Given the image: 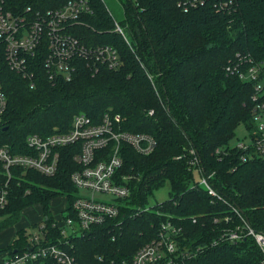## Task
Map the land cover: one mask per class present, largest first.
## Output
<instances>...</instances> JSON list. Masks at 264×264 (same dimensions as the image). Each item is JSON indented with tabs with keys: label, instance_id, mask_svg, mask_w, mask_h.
<instances>
[{
	"label": "trees",
	"instance_id": "trees-1",
	"mask_svg": "<svg viewBox=\"0 0 264 264\" xmlns=\"http://www.w3.org/2000/svg\"><path fill=\"white\" fill-rule=\"evenodd\" d=\"M68 1L5 0L19 14L26 8L57 9ZM178 2L124 0L121 25L127 44L112 31L114 22L102 0H88L92 13L83 15V24L77 27L83 35H77L86 45L115 47L121 60L117 70L101 67L93 73L79 61L73 79L52 81L39 67L31 88L30 81L11 71L0 55L7 102L0 119V147L26 154L29 135L67 132L78 113L97 123L105 112L121 118V130L146 133L157 142L149 155L121 147L117 175L130 195L122 200L125 206L118 217L70 240L68 250L78 264L129 260L157 237L166 220L182 227L181 243L190 249L203 247L185 264L261 263L262 254L250 236L236 244L211 242L224 228L242 227V219L264 234V156L242 161L244 153L230 148L239 125L253 131V84L226 72L238 61L236 55L264 60V0H232L230 11L211 1L184 12ZM247 66L243 62L242 68ZM194 158L198 162L192 167ZM80 168L64 149L54 176L16 170L9 182L8 206L0 211L5 217L0 230L16 224L26 207L40 204L49 229L46 240L56 242L60 235L51 228L48 205L65 195L69 208L76 193L70 174ZM195 174L209 177L217 196L200 187ZM165 185L169 199L146 209L149 197ZM27 237L25 229L17 230L8 249L24 248Z\"/></svg>",
	"mask_w": 264,
	"mask_h": 264
},
{
	"label": "built area",
	"instance_id": "built-area-1",
	"mask_svg": "<svg viewBox=\"0 0 264 264\" xmlns=\"http://www.w3.org/2000/svg\"><path fill=\"white\" fill-rule=\"evenodd\" d=\"M223 11L231 10L232 0H179L178 6L184 12L202 6L207 2ZM88 0H70L57 9L15 13L5 0H0V55L9 69L30 81L34 86L35 69L43 68L52 81L73 79L79 61H83L96 73L101 67L117 70L121 66L119 53L109 44L86 45L75 31L82 25L83 15L91 14ZM114 31L127 38L119 26ZM237 56L235 64L228 65L226 72L236 75L244 82L253 84L252 122L253 131L248 140L238 141L235 148L242 151V161L251 157L264 156V60L254 62L251 58ZM243 62L248 65L243 69ZM6 96L0 82V119L6 109ZM149 113H152L150 111ZM121 118L105 112L99 122H93L83 113L72 119L67 132H56L48 136L29 135L26 139V154L13 153L9 146L0 147V211L8 206L11 193L10 183L15 171L33 170L44 176H54L66 149L73 160L81 166L70 174V181L76 188L75 197L69 206L53 217L51 228L59 232L56 242L46 240L49 229L39 222L34 232H29L24 248L8 249L1 264H78L68 246L70 240L83 236L93 229L115 219L123 199L130 195L127 185L118 180L117 170L122 166L121 147H131L137 154L149 155L156 148V140L146 133H130L120 129ZM220 154V151H217ZM197 158L190 162L197 165ZM200 172V169L198 170ZM209 177L200 176L196 181L209 195L217 196L208 182ZM85 193L79 195V193ZM102 195L105 199H97ZM230 218L226 217L225 222ZM193 222L196 218L192 219ZM242 227L234 226L221 230L211 242L228 241L236 244L240 238L250 236L262 254L264 264V234L254 231L242 219ZM217 222V219H214ZM184 234L181 226L171 220L163 222L157 237L139 248L129 260L120 264H185L203 250L197 246L190 249L181 243Z\"/></svg>",
	"mask_w": 264,
	"mask_h": 264
},
{
	"label": "rangeland",
	"instance_id": "rangeland-1",
	"mask_svg": "<svg viewBox=\"0 0 264 264\" xmlns=\"http://www.w3.org/2000/svg\"><path fill=\"white\" fill-rule=\"evenodd\" d=\"M102 2L105 8L107 9L108 14L112 18L115 28H116V25L119 26L123 34H125L123 26L121 25V22L124 19V12H123V5H122L124 0H102ZM75 31L77 33H80V30L78 29H76ZM112 31L115 32L114 27ZM253 127H254V124H253ZM247 138H248V131L245 128V126L241 124L235 130V136L230 144L231 146H235L238 141H243V140L246 141L248 140ZM195 178L197 181L199 180V177L197 174H195ZM83 194L85 193H82V192L79 193V195H83ZM169 196H170L169 186L165 185L161 187L160 189L154 191L153 194L149 197L146 209L149 210L156 204L168 200ZM96 197L97 199H105L102 197V195H96ZM65 198H66L65 195L64 196L61 195V196L54 197L50 201L48 205V212L50 215H52L55 218L59 217L60 215L59 212L61 208L64 207L65 202H66ZM42 213H43V210L40 204H35L29 207H26L25 210L24 209L22 210L20 217L16 224L0 230V264H1V261L5 260L7 257V251H8L7 247L12 243L13 239L15 238L16 231L21 228L22 229L26 228L25 230L27 234H29V232H34L36 230V227L33 226V223H36L41 220L40 217ZM4 218L5 217H0V222Z\"/></svg>",
	"mask_w": 264,
	"mask_h": 264
},
{
	"label": "crops",
	"instance_id": "crops-1",
	"mask_svg": "<svg viewBox=\"0 0 264 264\" xmlns=\"http://www.w3.org/2000/svg\"><path fill=\"white\" fill-rule=\"evenodd\" d=\"M65 199H66V198H65ZM34 205H35V204H34ZM65 207H66V202H65V205H64V207H63V208H61V210H60V212H59V213H61V212H62V211L65 209ZM25 209H26V208H25ZM25 209H24V210H25ZM42 215H43V213L41 214V217H40V219H41V220H40V221H38V222H36L37 224L43 220V216H42ZM54 218H55V217H54ZM33 224H35V223H33ZM21 229H22V228H21ZM24 229H26V228H24Z\"/></svg>",
	"mask_w": 264,
	"mask_h": 264
}]
</instances>
